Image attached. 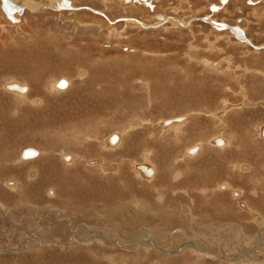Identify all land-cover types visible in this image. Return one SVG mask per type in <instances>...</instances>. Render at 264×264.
Segmentation results:
<instances>
[{
	"label": "rangeland",
	"instance_id": "374dc122",
	"mask_svg": "<svg viewBox=\"0 0 264 264\" xmlns=\"http://www.w3.org/2000/svg\"><path fill=\"white\" fill-rule=\"evenodd\" d=\"M106 1L77 0V12H26L21 26L11 20L7 24L0 10V200L22 221L8 215L0 220V264H241L216 256L198 259L194 253L164 262L152 251L155 243L139 257L141 249L131 245V251H124L123 245L146 229L166 246L167 233L180 235L181 227L187 234L175 236V243L190 246L195 240L224 257L258 248L262 223L257 219L264 216V23L259 26L250 14L259 11L244 8L240 15L235 6L247 0H235L230 13L213 16L203 7L216 0H157L155 13L167 9L168 17L185 19L192 30L168 24L162 31L139 32L119 19L145 14L134 15L133 7L119 1L110 9ZM100 11L117 21L114 30ZM204 17L239 26L261 49L229 30L212 32ZM62 79L71 85L54 91ZM14 80L29 87L30 94H6L2 86ZM227 105L237 108L216 116ZM184 116L187 120L178 127H161L163 121ZM115 133L123 137L121 147H102ZM218 138L230 145L215 147ZM200 144L205 150L186 153ZM28 148L38 150V158L21 160ZM65 153L76 159L65 161ZM99 158L106 167L119 165L117 174L106 176L92 162ZM139 164L158 168L152 183L135 172ZM32 172L37 174L29 177ZM178 172L182 178L177 181ZM12 180L15 189L8 186ZM225 182L244 195L235 194L234 201L228 190L221 194L213 188ZM204 188L209 196L200 192ZM239 198L246 208L239 207ZM159 200L165 203L160 211ZM133 201L141 204L135 207ZM147 203L156 208V216L145 214ZM196 207L198 222L193 220ZM54 208L62 214L60 221L48 212ZM224 212L228 215H219ZM69 223L78 230L72 233ZM86 226L122 242L89 247L83 242ZM73 236L79 242L71 244ZM43 239L67 244V249L51 244L29 248L32 240ZM252 258L251 264H264V245Z\"/></svg>",
	"mask_w": 264,
	"mask_h": 264
},
{
	"label": "bare ground",
	"instance_id": "6f19581e",
	"mask_svg": "<svg viewBox=\"0 0 264 264\" xmlns=\"http://www.w3.org/2000/svg\"><path fill=\"white\" fill-rule=\"evenodd\" d=\"M10 1V3H12V4H16V5H19V6H22V7H24V10H23V12L22 13H19V12H16L15 14H14V16H15V22H11L10 20H8L7 19V17H6V15L3 13V11H2V8H1V6H2V0H0V10H1V12H2V16H3V18H4V20H5V22L8 24V22L10 21L11 23H16V24H18V25H20V24H22L23 23V18H24V16H21L22 14H25L26 12H32V13H37V12H41V11H44V10H53V11H56V12H62L63 10H67V11H71V12H76V11H78V8H77V6L73 3V0H65V1H67L69 4H70V8H67V7H63V1L64 0H48V2H49V4L48 5H43L41 2H38V3H36V2H34V0H9ZM118 1L119 2H121V4L122 5H126L124 2H126V1H122V0H117V2H114V4H111V3H108V2H113V1H109V0H107L106 2H107V4H110V5H108L109 7H110V9H111V7H113V5H117L118 4ZM133 1V0H132ZM253 2V1H252ZM263 2H264V0H263ZM117 3V4H116ZM127 3V2H126ZM106 4V5H107ZM120 4V5H121ZM212 5V4H211ZM224 5V4H223ZM128 6H130V7H133V8H135V9H133V8H130L129 9V11H131V13H134V14H136V15H138V14H142V15H146L147 13H150L149 11H146L144 8H142V7H139L138 6V4H135L134 5V3H130V4H128ZM96 10V9H95ZM151 10V9H150ZM93 11V10H92ZM98 11V10H97ZM240 11V10H239ZM88 12V11H87ZM224 12V11H223ZM99 13V15L102 13V12H98ZM104 13V12H103ZM138 13V14H137ZM104 18H105V20H106V22H107V24H108V26H109V29H112V30H114V28H113V26H115V21H112L108 16H107V13H104ZM162 15H164L165 17H167L166 16V14H162ZM153 17V16H152ZM126 18H128V17H126ZM150 18V17H149ZM154 19H155V17H153ZM156 19H158V20H160L159 18H158V16L156 17ZM170 19V18H169ZM212 20V19H211ZM172 21V20H171ZM186 21V20H185ZM213 21V20H212ZM132 22V23H131ZM205 22H207L208 24H210L211 26H213L214 28H216V29H218V30H227V29H223V28H218V27H216V26H214L212 23H214V22H209L208 20L207 21H205ZM125 23V22H124ZM156 24V23H155ZM155 24H150V26H148V23H146V22H138V21H134V20H131V19H127V22L125 23V25H127V27H129V28H140V29H152V28H154V27H156V25ZM12 25V24H11ZM171 26L170 27H174V28H183V26H179V24L177 25L176 23H175V21H172V24H170ZM21 26V25H20ZM152 26V27H151ZM106 27V26H105ZM192 27V26H191ZM157 28V27H156ZM230 31V30H229ZM246 31V30H245ZM250 40V39H249ZM250 42V41H249ZM251 45V44H250ZM256 49H258V48H256ZM260 50V49H259ZM210 66H214L213 64H210ZM62 80H65L68 84H67V87L66 88H64V89H61V88H58V83L61 81H57L58 83L55 85V83H54V86L52 87L53 88V90L54 91H56L55 90V86H56V88H58V89H60V90H65V89H67L70 85H71V82L70 81H68L67 79H62ZM14 85H16L18 88H25V91H21V90H18V89H13V88H10V86H14ZM3 89L5 88V90H7L6 92V94H8V95H14V96H16V95H18V97H21V98H23V97H25V96H27L28 94H30V88L29 87H27L26 85H22V84H20V83H18V82H16L15 80L14 81H11V82H6L3 86ZM59 90V91H60ZM62 92V91H61ZM26 93H28L27 95H26ZM34 102V101H33ZM33 104V103H32ZM247 105H248V107H252V105H250V104H248V103H246ZM262 104V103H261ZM233 106V105H232ZM232 106H228L227 105V107L225 108V109H223L220 113H217L216 114V116H222L223 117V115L224 114H227L228 112H230V111H232L233 109H235V108H237V106L235 107V106H233V108H232ZM0 109H2L1 107H0ZM240 109V108H239ZM4 115H5V113H4ZM226 116V115H225ZM187 118L188 117H179V118H175V119H171V120H167V121H161L162 123H161V127L163 128V129H167V128H169V129H171L173 126L175 127L176 125V127H178V126H180V125H182V124H184V122L187 120ZM171 127V128H170ZM123 134V133H122ZM113 136H117L118 137V140L116 141V143H114V144H112L111 143V137H113ZM261 137H263L264 138V127L262 128V130H261ZM73 139H74V137H73ZM76 139V138H75ZM74 139V140H75ZM78 139V138H77ZM225 139V140H224ZM224 139H222V138H218V139H216L214 142H213V144H214V146L215 147H218V148H220V149H223V148H225V147H227V146H229L230 144L227 142V140H226V138H224ZM122 140H123V137H121V135H118L117 133H115V134H113V135H111V136H109L107 139H106V141H104V146H102V147H105V149H111V150H116V149H119L120 147H121V143H122ZM34 149V148H33ZM190 149V151H188L187 152V154L188 155H194V154H197L200 150H205V147L204 146H202V144H200V146L199 145H196L195 147H193L192 149L191 148H189ZM188 149V150H189ZM26 150V149H25ZM36 150V149H35ZM194 150V151H193ZM37 152H38V154L36 155V156H34V157H32V158H27V159H25V158H23L22 156H21V154L24 152H22L19 156H20V159L21 160H25V161H31V160H33V159H36V158H38V156H39V151L38 150H36ZM41 153V152H40ZM187 155V156H188ZM100 157V156H99ZM190 157V156H189ZM194 157V156H193ZM65 161H67V162H69V160L71 159V161L73 162V160H75L76 159V156L75 155H70V153H65L64 155H63V157H62ZM82 160V159H81ZM89 161V160H88ZM92 161V160H91ZM90 162V161H89ZM92 162H95V163H99L100 164V166L102 167V169H103V173L107 176H109V175H112V174H114L115 172H116V174H117V171H118V167H119V165L117 166V165H111V166H105L106 164H104V159H101V158H99V159H95V160H93ZM70 163V162H69ZM118 163V162H117ZM135 167V166H134ZM247 169H250V167L247 165V166H245V171H247ZM136 170H137V172L140 174V179H142L143 181H145V182H147V183H152L156 178H157V176H158V173H159V171H158V168L156 167V166H152L151 165V167L150 166H148V165H144V164H139V165H137L136 166ZM242 170H244V169H242ZM102 172V171H101ZM111 172V174H109ZM248 172V171H247ZM102 173V174H103ZM34 174H37V172H34V173H30L29 174V177H32ZM178 175V176H177ZM36 176V175H35ZM116 176V175H115ZM176 178H177V181L180 179V178H182V174H181V172H178L177 174H176ZM138 177V176H137ZM110 178H112L111 176H110ZM176 180V179H175ZM176 182V181H175ZM13 183V185H10V184H12ZM221 185H225V189L226 190H228L229 192H230V194H231V196H232V198L235 196V194L237 195V196H240V195H244V192H242L243 190H240V191H238V190H234V188H230L231 186H230V184L228 183V182H225V183H221V184H217V185H214L215 187H213V188H215L216 190H218L219 191V193H221V190H220V186ZM8 186H11V188L12 189H15L16 187H17V183H16V181L15 180H12V182H9V185ZM167 187V186H166ZM205 190H200V192L201 191H203V193H205L206 194V196H209L208 195V193L210 192V190L208 189V188H204ZM222 189V188H221ZM226 191H222V193L221 194H224ZM235 192V193H234ZM184 193L186 194V191H184ZM219 193H217V194H219ZM227 193V192H226ZM233 193H234V196H233ZM213 194H215V193H211V196H213ZM161 195V194H160ZM135 198V197H134ZM233 200L235 201L236 199L235 198H233ZM238 201H239V203L241 202V199L239 198V199H237ZM166 201V200H165ZM208 201V200H207ZM214 202V201H213ZM237 202V201H236ZM133 203H135L134 201H133ZM138 203V202H137ZM139 203H141V202H139ZM209 203H210V201H209ZM67 204V203H66ZM165 204V203H164ZM238 204V203H237ZM243 204L245 205V207L244 208H246L247 207V205L243 202ZM239 205V204H238ZM135 206V205H134ZM136 207V206H135ZM221 207H222V205H221ZM150 208H151V206H150ZM198 208V207H197ZM218 208V207H217ZM136 209V208H135ZM153 209V208H152ZM151 209V210H152ZM156 209V208H155ZM241 209H243V208H241ZM240 209V210H241ZM159 210V209H158ZM221 210V209H220ZM246 210V209H245ZM137 211V210H136ZM176 211V210H175ZM197 211V210H196ZM195 211V212H196ZM243 211V210H242ZM247 211V210H246ZM8 212V211H7ZM11 213V219L12 220H14L13 222H18V223H22V221H20V220H16L15 219V215H14V213L12 212V211H10ZM49 213H51V215L52 214H54V217H56V219L57 220H61L60 219V215H62L61 214V212L57 209V208H54V209H50L49 211H48ZM153 212V211H152ZM155 212V211H154ZM194 212V211H193ZM217 212V211H216ZM257 212V211H256ZM5 213V212H4ZM146 213V212H145ZM149 213V212H148ZM208 213V212H207ZM254 213V212H253ZM180 214V213H179ZM188 214H189V212H188ZM196 214V213H195ZM192 215H193V213H192ZM220 216H226V215H228L226 212H224L223 214H219ZM251 215H253V214H251ZM255 215V214H254ZM259 215V214H258ZM261 215V214H260ZM156 216V215H155ZM189 216V215H188ZM8 217V216H7ZM186 217V216H185ZM184 217V218H185ZM190 217V216H189ZM189 217H187V218H189ZM262 217V218H261ZM31 218V217H30ZM198 218V217H197ZM259 218H261L260 220H261V223H262V229H261V232H260V235H262L261 237H260V235L258 236L257 235V244H258V248H256L255 250H253V251H251L250 252V250H249V252H245V253H242L241 254V256H239V257H235V258H231V257H224L223 255H220L219 254V252H217V251H215L214 250V248L213 247H211V246H208L207 244L205 245V244H199V245H201L200 247L198 246V245H195L196 243H195V240H191L190 242H191V244L192 245H190V246H188L189 244L187 243L185 246H184V244H179V243H175L174 241H175V236L176 237H178L179 235L176 233V235L175 236H173V235H171L170 236V238H171V242H169L170 244H168V245H166V246H160L156 241H155V239H154V235L152 236L151 234L152 233H150V231L148 232L146 229L144 230V229H142V231H140L137 235H136V239L134 240V241H132V243H130V244H126V246L125 245H123V247H124V250L126 251V250H128V251H131V249H132V247H131V245L132 246H134V248H141V247H143V246H145V247H149L150 248V245L152 246V244L151 243H155V245H158V247H161V249H160V252H158L159 253V255H162L163 256V258L164 259H166V261H168V260H170V259H178V258H180L181 260L183 259V260H186L185 259V257H187V256H189V255H191V254H198L197 256H196V258H198V259H200L198 256H205V255H207V257H214L215 258V256H216V259H224V260H227V261H233V262H235V263H241V264H251V261H252V256H253V254L254 253H259V251L261 250V248H262V246L264 245V242H263V237H264V216H260ZM183 219V218H182ZM193 219V218H192ZM195 219V218H194ZM193 219V220H194ZM191 220V219H190ZM255 220V219H254ZM68 221H71V219L70 218H68ZM192 221V220H191ZM190 221V222H191ZM257 221V220H256ZM180 222V221H179ZM258 223H259V220L257 221ZM16 224V223H15ZM60 226V225H59ZM83 226V225H82ZM87 227V230L89 231V232H93V231H91V228H89L88 226H86ZM86 227H84L85 229H86ZM69 229H70V231L72 232V233H74V231L77 229V227L75 226V225H73L72 223H69ZM168 230V229H167ZM87 231V232H88ZM182 231L183 230H180V231H178L179 233H182ZM185 232V231H184ZM184 232H183V234H184ZM105 234V232H100V231H96V233H95V237L97 238V237H99V236H103ZM171 234V233H170ZM187 234V233H186ZM106 235H108V234H106ZM169 235V234H168ZM180 235H182V234H180ZM109 237H111V239H114L113 238V236L111 235H108ZM150 237V238H149ZM169 237V236H168ZM245 237V236H244ZM76 237H72V239H71V244H74L73 243V240L75 239ZM116 238V237H115ZM77 239V238H76ZM92 239V238H91ZM177 239V238H176ZM83 240V239H82ZM104 240V239H103ZM109 240V239H108ZM119 240V239H118ZM159 240V239H158ZM189 240V239H188ZM75 241H78V240H75ZM107 241V240H106ZM120 241V240H119ZM112 242V241H111ZM37 244H40V246L42 245V247H44V246H47V245H49V246H51V245H55V246H59V247H61V248H63V247H65V248H63V249H67V244H62V246H61V244L59 245V244H56L55 242L53 243V241H49L48 239H43V240H32L31 241V243H30V246H29V248H32V246H36ZM51 244V245H50ZM103 244H104V242H103ZM135 244V245H134ZM115 245V244H114ZM119 245V244H118ZM136 246V247H135ZM198 246V249L196 250V249H194L193 247H197ZM257 246V245H256ZM28 248V247H27ZM192 248H193V250H192ZM123 249V248H122ZM144 249V248H143ZM181 249V250H180ZM191 250V252H186L187 250ZM258 249V250H257ZM150 250V249H149ZM183 250V252H181ZM137 251V250H136ZM144 251V250H143ZM138 252V251H137ZM178 252V253H177ZM200 253V254H199ZM202 254V255H201ZM161 256V257H162ZM258 263V262H257ZM259 264V263H258Z\"/></svg>",
	"mask_w": 264,
	"mask_h": 264
},
{
	"label": "crops",
	"instance_id": "0c3cea01",
	"mask_svg": "<svg viewBox=\"0 0 264 264\" xmlns=\"http://www.w3.org/2000/svg\"><path fill=\"white\" fill-rule=\"evenodd\" d=\"M253 0H248L247 1V3H246V5H245V7H246V10H258L259 12H254V11H252L251 12V16H252V18H254V20L255 21H257V24L259 25V26H261V24L262 23H264V4H262V0H256V2H252ZM255 7H257V8H255ZM245 22H248V20L247 21H245ZM256 24V25H257ZM264 34V33H263ZM264 45V44H263ZM235 58V57H234ZM230 103V102H229ZM247 103L248 104H250L248 101H247ZM248 107V106H247ZM263 127H264V125H263ZM187 153V152H186ZM187 155V154H186ZM243 168H245V166H243ZM134 171V170H133ZM137 174H138V176H140V174L137 172V171H135ZM33 173V172H32ZM222 188V189H221ZM220 190L221 191H225L226 189H225V185H221L220 186ZM240 191V190H239ZM235 193V192H234ZM234 193H233V196H234ZM235 198V197H234ZM134 202H138V201H134ZM159 202L160 203H158L159 205L158 206H160V207H158L159 208V210L158 211H160V209L162 208V205L164 204V200H159ZM191 202V201H190ZM133 203V202H132ZM139 203V202H138ZM138 203H137V205H135V206H138ZM195 205L194 206H196V200H195ZM139 204H141V203H139ZM147 204H149V207H148V209L147 210H145L146 211V215H156V209L154 208V207H152L151 205H150V203H147ZM134 206V205H133ZM150 206H151V208H150ZM18 207V206H17ZM239 207L240 208H244L245 207V205L243 204V202H240L239 203ZM153 208V209H152ZM152 209V210H151ZM192 209H193V211H194V207H192ZM195 210H197L195 213V215H196V217H195V219H196V221L198 222V208L196 207L195 208ZM8 211V212H7ZM10 211H12L7 205H6V203H4L2 200H0V220L2 219H5L6 217H7V215L9 216V218H11V214H10ZM153 211V212H152ZM155 211V212H154ZM2 212H5V214L3 215L2 214ZM149 212V213H148ZM177 214H179V212L176 210L175 211ZM6 215V216H5ZM158 215V214H157ZM179 217L181 216L180 214L178 215ZM106 217V216H105ZM167 217V216H166ZM178 217V218H179ZM107 218V217H106ZM167 219L169 220V217H167ZM180 219V218H179ZM194 219V220H195ZM261 218H258L257 220H260ZM59 221V220H58ZM167 221V220H166ZM218 221V220H217ZM78 228L79 227H77V229H76V231L78 230ZM94 230V231H93ZM180 230H183L181 227L177 230V231H180ZM76 231H74V232H76ZM88 230H87V227H86V233H84V244H85V242H86V244L90 247V246H92V245H98L100 248H104V247H106V245H105V242H106V240L107 241H109V242H111L112 244H115V245H117V247L119 246L118 244H120L121 242H122V240L119 238V237H117L115 234H111V233H108L107 231H105V230H102V232H105V234L102 236V237H100V238H96L95 237V233H96V231H98V230H96V229H92L91 228V231H93V232H87ZM173 230H171V234L168 232L167 233V235L169 236L168 238H170V236L171 235H174L175 233H174V231L172 232ZM176 231V232H177ZM185 230H183L182 231V235H186V231L184 232ZM101 232V231H100ZM183 232H184V234H183ZM106 234H108V235H112L113 236V238L114 239H111V237H109L108 235H106ZM116 237V238H115ZM178 237H180V235L178 236ZM73 238H74V236H73ZM92 238V239H91ZM99 239V240H98ZM104 239V240H103ZM109 239V240H108ZM120 241H119V240ZM49 241H52L51 239H48ZM74 240H77L76 238L74 239ZM170 241L169 242H171L172 240L171 239H169ZM59 243V242H56V241H54L53 240V243ZM79 242V241H78ZM103 242H104V244H103ZM120 242V243H119ZM28 247V246H27ZM154 247V246H153ZM156 247V246H155ZM143 248L144 249H146V248H148L149 249V247H145V246H143V247H141V248H136V249H141L140 251H138V252H136L137 253V257H139V256H142L141 255V253L143 252ZM151 248V247H150ZM160 249H161V247H156V249L154 250H152V251H155V252H160ZM125 251V250H124ZM159 255V254H158ZM160 256H162V255H160ZM162 258H163V256H162ZM163 261L164 262H166V259H163ZM153 264V263H152Z\"/></svg>",
	"mask_w": 264,
	"mask_h": 264
},
{
	"label": "flooded vegetation",
	"instance_id": "af4514ba",
	"mask_svg": "<svg viewBox=\"0 0 264 264\" xmlns=\"http://www.w3.org/2000/svg\"><path fill=\"white\" fill-rule=\"evenodd\" d=\"M76 1L77 0H73V2L75 3V4H77L76 3ZM123 2L124 1H126V2H124L126 5H128V4H130V3H134V5L135 4H138V6L139 7H142V8H144L146 11H149L150 13H147V15H144V16H138V17H131V16H125V17H123V18H121V19H119V20H121V22H127L126 20L129 18V19H131V20H134V21H140V22H144V21H146V23L147 22H149L148 23V26H150V24L152 25V24H155L156 25V27H154V28H152V29H147V30H150V31H159V30H161L162 31V29L164 30V29H166L165 27H167L168 28V24H169V27L171 26L170 24H172V21H175V23L178 25L179 24V26L181 25V26H183V28H186V27H188V29L189 28H191V30H192V27H193V25H191L190 24V22H188V21H185V19H181V18H176V17H168V15H166L167 17H165L164 15H162L163 13L164 14H166V12H167V9H163L162 11H159L158 13H155V10H157V9H159V5H158V3H157V0H147L148 2H150V4L152 5V7H149V6H147L145 3H143V2H139V1H141V0H138V2H135L134 0L132 1V0H122ZM234 1L235 0H228V2L225 4V5H223L222 3H221V1L220 0H216L214 3H212V2H208V4L207 5H205L204 7H203V9L205 8V10L207 9V10H209L210 11V8H211V6H213V8H215V7H219L220 9L219 10H216V12H211L210 11V14H214L213 16H216V15H221V14H226V13H230V11H229V9H230V7H231V5L234 3ZM248 1V0H247ZM247 1H246V3H247ZM38 2H41V3H44V2H48V0H38ZM246 3L244 2V5H243V7L242 6H235V12L236 13H238V14H240V15H242L244 12H245V9H246V7H245V5H246ZM212 4V5H211ZM247 6V5H246ZM182 7V6H181ZM181 7H179L178 9H180ZM245 8V9H244ZM151 9V10H150ZM171 9H173V8H171ZM240 10V11H239ZM224 11V12H223ZM71 12V11H70ZM77 12V11H76ZM101 12V11H100ZM216 14V15H215ZM101 16H105L104 15V13L102 12L101 14H100ZM135 15V14H134ZM158 15H161L162 16V18H159L160 20H158V19H156V17L158 16ZM149 16H154L155 17V19H153V20H150L149 18H147V17H149ZM212 16V15H211ZM126 17H128V18H126ZM147 18V19H146ZM170 18V19H169ZM237 18H239V17H237ZM236 18V19H237ZM196 19H199V18H196ZM212 18H210L208 21L209 22H214V23H216L217 21H215V19H212ZM172 20V21H171ZM243 22L241 19H237V22ZM115 22H117L116 20H115ZM198 22H199V20H198ZM125 23H122V25L123 24H125ZM192 26V27H191ZM152 27V26H151ZM212 28V32H214V33H220L219 32V30L218 29H216V28H214L213 26L211 27ZM138 30H140L139 32H145V30L144 29H138ZM132 32H134V31H132ZM211 35V33L208 35V36H210ZM235 34L233 33V36H234ZM232 36V35H231ZM126 38H127V36H125ZM249 40V39H248ZM250 41V43L252 44V46L253 47H255L254 46V44H253V42L251 41V39L249 40ZM247 43V42H246ZM245 43V44H246ZM248 45H250L249 43H247ZM255 48H260V47H255ZM261 49V48H260ZM133 51H135V50H133ZM228 58H230L231 56H227ZM233 60H234V57H231ZM214 64H216V63H214Z\"/></svg>",
	"mask_w": 264,
	"mask_h": 264
},
{
	"label": "water",
	"instance_id": "95a60500",
	"mask_svg": "<svg viewBox=\"0 0 264 264\" xmlns=\"http://www.w3.org/2000/svg\"><path fill=\"white\" fill-rule=\"evenodd\" d=\"M135 2H138V0H134ZM222 4H226L228 2V0H220ZM139 2H143L145 3L147 6L149 7H152V5L150 4V2H148L147 0H141ZM63 7H67V8H70V4L67 2V1H63ZM2 11L3 13L6 15L7 19L15 22V16L14 14L16 12H19V13H22L23 10H24V7L22 6H19V5H16V4H12L10 3L9 0H2ZM220 8L219 7H215L213 8V6H211L210 8V11L211 12H216V10H219ZM158 18H162L161 15H158ZM202 21H207V19L204 17L201 19ZM214 26L218 27V28H223V29H227V30H230L232 33L235 34L236 38L243 41V42H247L249 44H251L249 42V40L247 39L246 35L244 34V32L240 29L239 26H229L227 24H221V23H212ZM252 45V44H251ZM67 82L65 80H61L59 83H58V88H61V89H64L67 87ZM10 88H13V89H18V90H21V91H25V88H18L16 85H14L13 87L10 86ZM111 140V143L114 144L116 143V141L118 140V137L117 136H113L110 138ZM194 151V150H193ZM38 154V152L33 149V148H28L26 150H24L23 154H22V157L25 158V159H29V158H32L34 156H36Z\"/></svg>",
	"mask_w": 264,
	"mask_h": 264
}]
</instances>
